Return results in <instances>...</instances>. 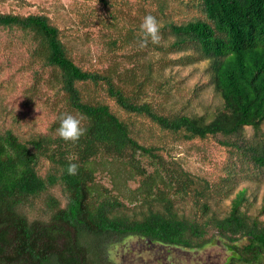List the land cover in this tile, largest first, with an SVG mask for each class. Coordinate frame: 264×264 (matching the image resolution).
<instances>
[{
  "label": "trees",
  "instance_id": "16d2710c",
  "mask_svg": "<svg viewBox=\"0 0 264 264\" xmlns=\"http://www.w3.org/2000/svg\"><path fill=\"white\" fill-rule=\"evenodd\" d=\"M156 1L159 31L170 40L145 44L168 53L190 49L177 58L183 64L207 62L208 84L220 99L211 117L159 112L137 96L141 81L131 92L116 70L78 64L47 14L0 11V29L30 42V56L57 77L64 111L81 116L86 128L76 142L59 137L57 114L44 132L25 136L0 128V264H117L110 250L130 236L180 250L220 245V264H264V205L253 213L247 189L235 191L236 165L227 163L216 181L194 175L142 142L135 120L188 140L220 135L240 160L264 168V0H187L200 14L184 20ZM137 29L129 27V34L143 41ZM89 84L101 87L126 116L91 95ZM246 126L253 129L250 140L242 136ZM106 162L125 169V181L134 184L128 195L115 180L98 178ZM69 163L78 164L75 175L68 174ZM189 194L186 210L178 200ZM214 199L229 204L217 209ZM36 206L39 215L32 216Z\"/></svg>",
  "mask_w": 264,
  "mask_h": 264
},
{
  "label": "rangeland",
  "instance_id": "374dc122",
  "mask_svg": "<svg viewBox=\"0 0 264 264\" xmlns=\"http://www.w3.org/2000/svg\"><path fill=\"white\" fill-rule=\"evenodd\" d=\"M106 1L107 4L99 0H0V11L47 14L60 28L62 38L78 64L91 70H116L125 76L127 89L131 92L137 88L136 82L141 81L137 96L149 101L159 112L211 117L220 99L208 84L207 62L180 63L177 58L190 53V49L168 53L153 45L144 43L142 46L138 37L129 34V27L135 34L139 33L137 28L148 14L157 19L159 27L162 25L163 18L156 12L158 2ZM162 1L167 6V13L175 20L191 19L200 14L196 5L185 3L187 0ZM159 37L158 45H165L170 40L169 35L160 31ZM110 39L118 41L117 45H111ZM29 53V41L21 40L18 32L0 29V128L10 127L25 136L44 132L56 114H66L55 73ZM85 89L126 116L101 87L89 84ZM135 120L140 123L137 136L142 142L158 146L165 159L176 162L194 175L216 181L226 164L233 162L236 165L233 169L238 172L234 179L235 191L247 189L253 213L264 205V168L240 160L234 149L221 143L222 136L188 140L181 133L162 130L149 120L139 117ZM262 128L264 131V122ZM252 133L253 129L246 126L242 136L250 140ZM102 168L107 172H98V178L109 184L110 179L115 180L116 186L122 188V194L128 195L134 184L125 181V169L111 162H106ZM52 192L61 197L57 189ZM184 197L178 200L179 206L189 210L192 195ZM215 200L212 207L217 209L223 210L229 204V199ZM36 208L30 212L32 216L39 215ZM110 251L112 262L117 264H220L223 259L220 245L180 250L152 246L135 236L125 238Z\"/></svg>",
  "mask_w": 264,
  "mask_h": 264
},
{
  "label": "clouds",
  "instance_id": "9594fccd",
  "mask_svg": "<svg viewBox=\"0 0 264 264\" xmlns=\"http://www.w3.org/2000/svg\"><path fill=\"white\" fill-rule=\"evenodd\" d=\"M143 41L142 46L150 38L153 43H159V25L157 19L148 14L144 17L140 25ZM82 117L71 113L61 114L59 117L58 135L65 141L76 142L85 133L86 128L82 126ZM78 164L69 163L67 172L69 175H75L78 171Z\"/></svg>",
  "mask_w": 264,
  "mask_h": 264
}]
</instances>
